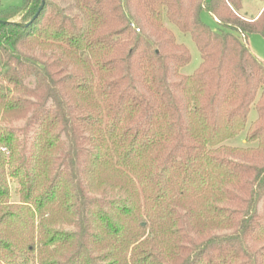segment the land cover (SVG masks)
<instances>
[{"label":"trees","instance_id":"16d2710c","mask_svg":"<svg viewBox=\"0 0 264 264\" xmlns=\"http://www.w3.org/2000/svg\"><path fill=\"white\" fill-rule=\"evenodd\" d=\"M40 3L0 0V264H264V8Z\"/></svg>","mask_w":264,"mask_h":264},{"label":"rangeland","instance_id":"374dc122","mask_svg":"<svg viewBox=\"0 0 264 264\" xmlns=\"http://www.w3.org/2000/svg\"><path fill=\"white\" fill-rule=\"evenodd\" d=\"M3 7H9V6H17L22 3V0H1ZM263 2L261 0H242V8L241 12L249 17H257L261 11V8L263 7ZM201 19L208 24L211 28L215 29L217 27V23L212 18V16L207 11H202L201 13ZM167 28H169L176 38V41L178 43L183 44L190 53V60L189 62L183 66L180 69V73L183 75H190L200 64L201 57L199 50L192 40L189 33H184L180 31L175 25L170 23L167 19L164 21ZM247 41L250 46V49L252 52L262 59L264 61V38L258 31H252L247 34ZM256 118V110L254 106H251L249 114H248V120H247V126L254 121ZM23 120H19L15 124L19 125L22 124ZM245 134L246 129L242 130L237 136H235L232 139L226 140L224 144L234 147H245L249 146L245 141ZM255 145V144H250ZM17 185L12 182L11 183V201L17 202L18 201V194L16 192ZM27 264H37L32 257H28V263Z\"/></svg>","mask_w":264,"mask_h":264},{"label":"water","instance_id":"95a60500","mask_svg":"<svg viewBox=\"0 0 264 264\" xmlns=\"http://www.w3.org/2000/svg\"><path fill=\"white\" fill-rule=\"evenodd\" d=\"M43 5H44V0H41V3L39 5V8H38L37 12L34 15V18L37 16V14L39 13V11L42 9ZM0 23L1 24H5V23H7V21L0 20ZM19 25L20 26H26L27 24L26 23H19Z\"/></svg>","mask_w":264,"mask_h":264},{"label":"crops","instance_id":"0c3cea01","mask_svg":"<svg viewBox=\"0 0 264 264\" xmlns=\"http://www.w3.org/2000/svg\"><path fill=\"white\" fill-rule=\"evenodd\" d=\"M263 8H264V4H263V7L261 8V11H262ZM261 11H260V12H261Z\"/></svg>","mask_w":264,"mask_h":264}]
</instances>
